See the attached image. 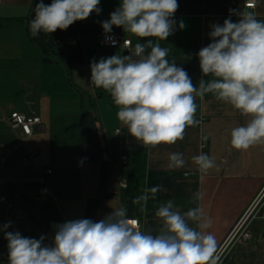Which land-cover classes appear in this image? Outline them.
I'll use <instances>...</instances> for the list:
<instances>
[{
  "label": "crops",
  "instance_id": "1",
  "mask_svg": "<svg viewBox=\"0 0 264 264\" xmlns=\"http://www.w3.org/2000/svg\"><path fill=\"white\" fill-rule=\"evenodd\" d=\"M35 1L0 0V229L10 223L7 231L36 239L44 235L45 244H51L56 224L80 218L97 222L125 206L128 218L140 220L143 231L155 233L159 219L146 215L147 205L141 210L143 201L132 202L144 194L152 172L160 177L159 204L172 200L182 212L201 207L204 222L209 224L203 230L214 234L219 251L264 187V144L241 151L230 143L231 130L249 118L207 94L196 101V118L202 123L186 128L183 140L145 147L118 121V108L110 94L91 82L90 63L117 53L128 55L137 42H156L158 38H139L113 26L110 34L129 38L131 51L101 47L100 38L106 35L101 22L108 20L121 2L101 0V13H92L78 27L77 40L85 62L74 66L65 60L45 62L43 49L27 30ZM177 2L174 34L160 44L168 49L170 62L175 60L189 76L198 73V79L192 81L198 85L202 74L197 53L211 42V25H222L230 10H245L248 0ZM252 11L264 21V0H256ZM231 19L237 22L239 18L231 15ZM12 113L39 118L42 124L26 136L20 128L11 127L8 118ZM119 129L121 137L115 135ZM206 145L216 167L202 174L192 157L204 153ZM124 148L128 158L135 159L132 168L125 170L120 165ZM173 152L183 154V168L168 167ZM143 155L146 160L141 164ZM48 169L53 172L47 177L52 197L43 198L39 178ZM106 171L108 184L104 188ZM129 180L132 195L122 187ZM197 191L202 195L194 200ZM251 233L252 239L237 245L222 264H264V218L253 224ZM7 243L0 230V264H8Z\"/></svg>",
  "mask_w": 264,
  "mask_h": 264
},
{
  "label": "clouds",
  "instance_id": "2",
  "mask_svg": "<svg viewBox=\"0 0 264 264\" xmlns=\"http://www.w3.org/2000/svg\"><path fill=\"white\" fill-rule=\"evenodd\" d=\"M100 3L51 0L45 4L40 0L29 22L30 34L35 38L42 32L66 30L94 12L99 15ZM255 7L256 0H248L245 10H230L222 25H211V42L197 53L202 75L194 85L184 68L167 59L168 49L160 44L176 29L177 0H121L110 18L101 22L104 33L110 34L116 26L139 38L158 39L137 42L128 55L93 60L91 82L110 94L118 108V121L145 147L183 140L186 128L202 123L196 118V101L207 94L249 118L231 130L234 149L247 151L264 144V21L257 19L252 11ZM231 15L238 16V21L233 22ZM179 27H185L183 22ZM192 160L202 174L216 167L214 159L202 151ZM185 164L182 153L169 155V168ZM159 191V185L146 188L132 202L143 201V210ZM201 195L197 191L194 200ZM155 216L159 229L142 231L121 206L97 222L80 218L56 224L51 244H45L44 235L36 239L7 231L10 223L0 230L8 242V264H218L217 240L212 232L203 230L209 224L204 222L201 207L182 212L168 200L159 204Z\"/></svg>",
  "mask_w": 264,
  "mask_h": 264
},
{
  "label": "built area",
  "instance_id": "3",
  "mask_svg": "<svg viewBox=\"0 0 264 264\" xmlns=\"http://www.w3.org/2000/svg\"><path fill=\"white\" fill-rule=\"evenodd\" d=\"M113 41L115 44L113 45ZM130 42V43H129ZM99 44L101 47L108 48H120L123 53L131 51L132 41L125 37L124 34H108L103 35L100 38ZM73 46H78V40L75 39L72 42ZM8 121L13 129L20 128L26 136L33 135L34 128L42 124L41 119L39 118H27L20 113H12ZM115 135L121 137L123 135L122 130H116ZM129 159L127 156L122 155L120 159V165L123 170H125ZM52 170L48 169L44 171L39 178V183L43 186L40 190V196L43 198L52 197V193L48 187L47 177L52 175ZM123 188H126L127 185H122ZM264 218V187L252 202L250 207L242 215L238 223L235 225L231 233L228 235L227 239L224 241L223 245L218 251L220 256V261L218 264H222L229 253L239 244L248 242L252 239L251 228L253 224L258 220ZM130 220H135L136 226L142 230V223L138 219L129 218ZM143 231V230H142Z\"/></svg>",
  "mask_w": 264,
  "mask_h": 264
},
{
  "label": "trees",
  "instance_id": "4",
  "mask_svg": "<svg viewBox=\"0 0 264 264\" xmlns=\"http://www.w3.org/2000/svg\"><path fill=\"white\" fill-rule=\"evenodd\" d=\"M40 2V0L35 1V5ZM45 4H50L51 0H43ZM34 5V9H35ZM35 12L28 19L27 30L30 35L31 40L38 46H40L45 54L44 61L45 62H54V60H65L70 66L83 64L85 62V58L80 46H73L72 42L78 38V27L84 21H76L72 25H70L66 30L57 29L54 33H41L38 37H32L29 31V22L32 18H34ZM208 145L205 146L204 153H208ZM124 155L127 156V152H125V148L123 151ZM144 153H146L144 149ZM141 158V164L145 162V155ZM128 157V156H127ZM129 159V158H128ZM135 163V159L132 161L129 159V163L126 168H132ZM104 188L107 187L108 184V176L107 171L104 173ZM159 174L149 173L148 178V188L159 185ZM131 180V179H130ZM129 180L127 184V192L132 195L133 186L131 181ZM109 197V195H107ZM133 196H130V200H132ZM159 204V192L156 194V198L149 199L147 202V216L148 217H156L155 211ZM92 216V214H90ZM91 218V217H90Z\"/></svg>",
  "mask_w": 264,
  "mask_h": 264
},
{
  "label": "water",
  "instance_id": "5",
  "mask_svg": "<svg viewBox=\"0 0 264 264\" xmlns=\"http://www.w3.org/2000/svg\"><path fill=\"white\" fill-rule=\"evenodd\" d=\"M190 77L192 81H196L198 79V73H193Z\"/></svg>",
  "mask_w": 264,
  "mask_h": 264
}]
</instances>
